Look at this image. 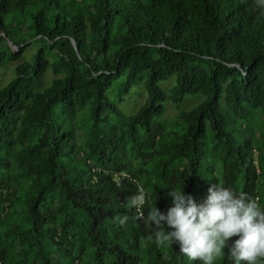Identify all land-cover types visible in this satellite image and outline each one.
Segmentation results:
<instances>
[{"label": "trees", "instance_id": "obj_1", "mask_svg": "<svg viewBox=\"0 0 264 264\" xmlns=\"http://www.w3.org/2000/svg\"><path fill=\"white\" fill-rule=\"evenodd\" d=\"M10 63L0 264H201L139 219L167 210V188L200 203L219 183L264 205V129L250 124L264 116V0H0V69ZM141 85L121 123L118 103ZM236 238L214 264H235Z\"/></svg>", "mask_w": 264, "mask_h": 264}, {"label": "clouds", "instance_id": "obj_2", "mask_svg": "<svg viewBox=\"0 0 264 264\" xmlns=\"http://www.w3.org/2000/svg\"><path fill=\"white\" fill-rule=\"evenodd\" d=\"M165 195L171 201L166 211L155 206L139 217L153 230L156 240L169 245L178 242L188 260L214 264L224 255L229 238L237 236L229 249L235 264L264 261V205L256 198L219 183L209 186L200 203L184 192L183 185L167 188ZM129 204L139 208L142 201L136 194L129 198ZM126 219L119 223L124 224Z\"/></svg>", "mask_w": 264, "mask_h": 264}, {"label": "rangeland", "instance_id": "obj_3", "mask_svg": "<svg viewBox=\"0 0 264 264\" xmlns=\"http://www.w3.org/2000/svg\"><path fill=\"white\" fill-rule=\"evenodd\" d=\"M35 48L36 46H31L28 48L27 52L29 53ZM14 66H15L14 63H10V64L3 66L0 69V88L6 85L9 79L13 76ZM173 82H174V77L160 84V87L164 90L165 94L168 92V89L173 84ZM146 98H147V94L142 85L137 86V87H132L130 91L128 92V94L123 96L122 102L118 103V109L120 110V117H119L120 122L123 123L126 116L133 113L140 105H142L144 101L146 100ZM203 100H204V97L200 94L187 95L184 97V101L181 104L180 109L181 110H191L195 108ZM165 107H166V113L164 115V119L169 122L171 121L172 118H174L177 115V110L172 104H170L167 101L165 102ZM82 114L83 112L80 114V116ZM250 124L256 126L255 127L256 131L258 130L261 131V129H264V116L262 117L258 115L254 120L250 121ZM233 134L239 137L241 133L233 132Z\"/></svg>", "mask_w": 264, "mask_h": 264}, {"label": "water", "instance_id": "obj_4", "mask_svg": "<svg viewBox=\"0 0 264 264\" xmlns=\"http://www.w3.org/2000/svg\"><path fill=\"white\" fill-rule=\"evenodd\" d=\"M9 45L11 46L12 49H17V47L13 45L12 43H9Z\"/></svg>", "mask_w": 264, "mask_h": 264}]
</instances>
